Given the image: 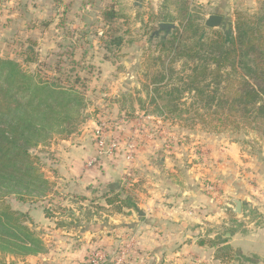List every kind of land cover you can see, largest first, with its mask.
<instances>
[{
  "label": "rangeland",
  "instance_id": "rangeland-1",
  "mask_svg": "<svg viewBox=\"0 0 264 264\" xmlns=\"http://www.w3.org/2000/svg\"><path fill=\"white\" fill-rule=\"evenodd\" d=\"M28 3L43 16L37 21L39 33L19 30L11 20L0 18V58L28 70L25 60L30 49L38 54V62L31 64L33 69L44 62L55 67L57 55L65 54L63 64L67 70L75 66V75L80 77L76 89L85 100L80 117L84 121L74 134L55 136L37 150L41 174L48 182L46 195L26 202L12 196L2 204L19 212L33 211L34 229L44 249L22 257L0 253V260L17 264L259 263L238 246L254 237L255 221L264 215L253 211L251 202L247 214H235V205L228 204L226 194L241 197L232 190L238 184L249 196L260 189L264 131L242 123L230 122L218 129L213 128L217 121L200 123L194 116L193 94H184L174 103L178 109H173L174 104L168 107L170 98L163 94L167 80H155L162 75L170 77L173 71L170 85L182 88L191 74L190 63L175 58L161 44L164 38L171 41L174 36L165 31L157 36L161 24H173L182 34L187 19L205 28L207 17L220 12L230 25L238 14L264 16V0ZM92 6L97 16L87 23L84 16ZM223 30L224 26L217 31ZM189 32L190 44H194V33ZM99 130L103 147L99 146L102 138H96ZM234 144L239 159L227 156L226 149ZM234 168L237 171L232 174ZM223 172L233 178L230 183L222 182ZM165 183L179 187L166 191ZM111 194L130 199L135 208L124 207L116 213L114 207L121 203L109 207L104 199ZM241 198L247 202L245 195ZM46 209L53 218L43 215ZM140 210H150L157 218L149 228L111 225L112 220L118 224L139 220ZM174 217L190 224L160 226L162 219L177 224ZM61 222L67 226L59 228L57 223ZM185 229L194 234V239L188 238L191 244L175 240ZM87 230L90 233L82 234ZM192 244L195 249L186 251L185 245ZM177 253L182 257H175Z\"/></svg>",
  "mask_w": 264,
  "mask_h": 264
},
{
  "label": "trees",
  "instance_id": "trees-1",
  "mask_svg": "<svg viewBox=\"0 0 264 264\" xmlns=\"http://www.w3.org/2000/svg\"><path fill=\"white\" fill-rule=\"evenodd\" d=\"M183 31L179 34L176 26L168 29L165 33L174 36L161 43L175 58H185L191 65L182 88L170 85L173 71L170 77L162 75L155 80H167L163 94L170 98L168 107L191 93L194 116L200 123L217 121L214 129L228 127L230 122L242 123L264 131V16L238 14L229 30L220 32L206 31L187 19ZM189 31L194 33V44H190ZM57 56L55 67L44 62L33 69L31 64L38 62V54L30 49L25 60L30 65L28 70L18 62L0 58V253L4 255L30 256L44 249L34 229L33 211L19 212L2 204L12 196L26 202L46 195L48 182L41 174L37 150L55 136L74 134L84 121L80 117L85 100L76 89L80 83L77 69L70 65L67 70L62 60L66 55ZM171 108L178 109V105ZM104 199L109 207L121 203L114 207L116 213L124 207L135 208L120 194L105 195ZM50 211L44 210L43 215L53 218ZM57 226L67 225L61 222ZM0 264L17 263L0 260Z\"/></svg>",
  "mask_w": 264,
  "mask_h": 264
},
{
  "label": "crops",
  "instance_id": "crops-1",
  "mask_svg": "<svg viewBox=\"0 0 264 264\" xmlns=\"http://www.w3.org/2000/svg\"><path fill=\"white\" fill-rule=\"evenodd\" d=\"M88 10L90 11L89 13H86L84 16V19L86 20V22L88 23L89 21L92 23L94 22V20L96 19L97 16V10L95 7H90L88 8ZM216 15H220L219 13H215ZM0 18H4L11 20L10 24H14V26L19 29V30H24V28H28L29 30H33L32 33H39V31H37L38 29V19L43 18V16H40L39 11L37 10V7L32 6L31 4L28 3V0H0ZM31 24H34L35 26H31ZM43 24V22L41 23L40 21V27H45V25H41ZM49 24H47L46 26H48ZM5 27V26H4ZM39 27V28H40ZM48 27H46L47 29ZM49 29V28H48ZM54 29L50 30L48 33H51ZM237 145H233L231 147H229V149H226V153L228 157L234 156L237 157L239 159V155L237 153ZM92 150V149H91ZM86 153V151H85ZM234 165V164H233ZM234 167V166H233ZM241 169V168H239ZM224 170V169H223ZM237 170L234 168V170L231 171V173H235ZM224 172L222 174V176L220 177L223 181V183H230V180H233V178H231V176H224ZM260 189L258 191H256L255 194H251L249 196V193L246 190H243V186H241V184H238L236 186H234L232 190H236L235 193L240 195L242 197V195H245L247 199V202H245L246 200H244V198L242 199L241 197H233L231 198V196H228V194H226V200L228 202V204L231 202L233 205H235V201H240L242 202V212H241V216H243V214H247L248 211H246V208L249 206L248 204H252V209L255 212H258L259 214H263L264 215V170L262 169L261 173H260ZM72 177V175L70 176ZM163 178L165 179V176H163ZM259 178V177H258ZM167 183H165L163 189H171V190H175V188H178L179 186L175 185L173 187H169L171 185H168ZM234 193V194H235ZM225 197V196H224ZM204 203H206L205 201H203ZM248 205V206H247ZM236 208V206H235ZM234 208V210H235ZM250 208V206H249ZM248 208V209H249ZM251 209V208H250ZM249 209V210H250ZM233 210V212H234ZM246 211V212H245ZM140 212L142 214H140V218L139 220H128V221H122L120 224H118L119 222H115V220H112L113 224H111L113 227L116 226H120L124 223H128L131 225H142V226H146L147 228H149L155 221V219H157L155 216L151 215L150 210L147 212L146 211H141ZM235 213V212H234ZM236 214V213H235ZM162 219V218H161ZM166 219V218H165ZM176 219V220H174ZM173 221H177L175 223L172 222H167V220L162 219L160 222V226L168 228L169 226H178L180 227V225H183V223H185V225L187 226L188 224H190V222H183L180 219H178V217H174ZM172 220V219H170ZM257 223V230H256V234L254 235L253 238H246L244 240H240V244L238 247H240V251L248 257H254L255 259H257L256 264H264V217L260 216L259 219L257 221H255ZM134 223V224H133ZM90 233L89 230L82 232V234H87ZM180 238L176 237L175 240H179V241H184V242H189L188 238H192L194 239V234L192 233L191 230L185 229L184 231H182V233L180 234ZM191 244V242H189ZM190 247V250L193 251L194 248V244H192L191 246H187L185 245L186 251L187 249ZM181 249V248H180ZM178 249V250H180ZM183 249V248H182ZM181 249V250H182ZM198 251H200V249L197 247ZM177 251V250H176ZM175 257H182L179 253L174 255Z\"/></svg>",
  "mask_w": 264,
  "mask_h": 264
},
{
  "label": "water",
  "instance_id": "water-1",
  "mask_svg": "<svg viewBox=\"0 0 264 264\" xmlns=\"http://www.w3.org/2000/svg\"><path fill=\"white\" fill-rule=\"evenodd\" d=\"M205 29L206 30H218L220 29L222 26L225 27L226 30H229L230 25L228 23H225L224 21V17L221 15H210L209 17H207V19L205 20ZM175 25H171V24H161L159 30L156 32V35L158 36L161 32L167 31L170 28H174ZM235 210L234 212L236 214H241L242 212V202L240 201H235ZM142 214V213H140Z\"/></svg>",
  "mask_w": 264,
  "mask_h": 264
},
{
  "label": "built area",
  "instance_id": "built-area-1",
  "mask_svg": "<svg viewBox=\"0 0 264 264\" xmlns=\"http://www.w3.org/2000/svg\"><path fill=\"white\" fill-rule=\"evenodd\" d=\"M96 138H97V139H101V138H102L101 130H99V131L97 132V136H96ZM99 146H100V147H103V146H104L103 138L100 140V142H99Z\"/></svg>",
  "mask_w": 264,
  "mask_h": 264
}]
</instances>
